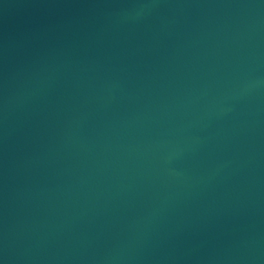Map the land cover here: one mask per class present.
Here are the masks:
<instances>
[{"label": "water", "instance_id": "95a60500", "mask_svg": "<svg viewBox=\"0 0 264 264\" xmlns=\"http://www.w3.org/2000/svg\"><path fill=\"white\" fill-rule=\"evenodd\" d=\"M0 264H264V0H0Z\"/></svg>", "mask_w": 264, "mask_h": 264}]
</instances>
